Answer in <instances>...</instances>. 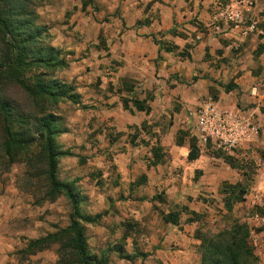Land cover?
<instances>
[{
	"label": "crops",
	"instance_id": "0c3cea01",
	"mask_svg": "<svg viewBox=\"0 0 264 264\" xmlns=\"http://www.w3.org/2000/svg\"><path fill=\"white\" fill-rule=\"evenodd\" d=\"M82 1L78 4L79 11L85 13L90 8L98 19L94 26L102 29L99 40H94L111 46L106 51L95 49L96 53H91L92 73L99 77L96 80L99 85L92 83V79L87 80L84 75L86 83L79 76L77 79L83 83L79 81L75 87L80 95L88 93L83 100L85 96L94 97L90 101V108H87L91 115L100 116L102 122L109 121L116 131L126 129L130 140L143 142L140 145L148 147L143 153L130 148L117 155L123 156V167L127 165L126 161L129 164L136 160L135 163L143 169L135 182L141 180L142 176L145 178L135 185L145 184L143 188L148 193L145 198L150 200L159 193L158 199L150 200L152 203L173 205V197L180 199V193L185 189L193 200L204 203L208 202L205 198L198 197L197 201L196 197L199 193L208 197L206 179L211 173L217 172L216 175L231 183L243 181L244 169L231 168L223 158L219 159L222 165L218 159L203 154L201 149L196 159L187 160L188 139L181 146L174 144V148L173 125L189 121L186 109H196V105L191 103H198V97L193 98L192 86L187 84L196 72L200 76L195 86L201 88L198 92L224 109L242 112L236 107L238 96L239 99L256 102L255 110L259 105H264V0H256L245 11L244 22L231 24L222 32H215L211 22L217 4H226L230 0H92V4L88 2L84 7ZM251 21L256 22L255 30L246 35L245 26ZM259 45L262 50L255 54ZM230 81L236 86L228 92L218 84ZM177 93L191 103L184 102L183 107L175 110L173 99L177 98L174 97ZM123 99L127 108L123 105ZM134 100H138L145 110H137ZM81 103L84 105L87 101ZM77 111L75 117L82 118L84 114ZM65 126L70 128L71 123ZM108 139L112 142L111 137ZM239 147L240 150L234 153L235 157L248 155L245 150L248 144ZM215 164L221 165L224 173L216 170L218 166ZM122 166L118 170L123 169L122 173H125ZM182 174L186 176V184ZM117 190V187L112 188L107 194L100 190L89 192V204L98 206L109 203L110 199H116ZM252 197L253 193L249 192L245 202ZM138 199L134 198L133 201ZM32 201L19 192L0 196V264H57L56 244L23 260L17 253L26 246L27 239L54 231L53 222L58 221L54 220L55 216L64 217L70 209L66 202L58 207L60 200H56L46 204L50 212L43 217L46 205L39 208ZM88 213L93 214L90 210ZM240 220L246 221L250 227L254 225L253 220V224L245 218ZM166 224L173 225L169 222ZM95 227L97 230L92 238L101 249L94 248L92 251L99 253L106 245L103 237L110 231L103 224ZM172 233L173 228L169 226L149 232L154 246L149 244L138 248L150 253L147 264H199V255L194 253L198 240L193 235L186 237L181 233L173 237ZM125 235L130 236V232ZM138 236H144L142 231L138 232ZM251 241L259 264H264L262 228L251 232ZM154 256L159 260L155 261ZM121 260L108 264H127ZM126 262L131 264V261Z\"/></svg>",
	"mask_w": 264,
	"mask_h": 264
},
{
	"label": "rangeland",
	"instance_id": "374dc122",
	"mask_svg": "<svg viewBox=\"0 0 264 264\" xmlns=\"http://www.w3.org/2000/svg\"><path fill=\"white\" fill-rule=\"evenodd\" d=\"M31 1L34 22L46 27L47 34L45 33L46 36L44 37L43 44L58 48L61 52L60 57L65 63L63 66L55 68L52 72L47 69H43V71L46 70V72L50 73L51 77L72 85L80 81V79H77L79 76L86 83L84 75L87 76V80L92 79V83L99 85V82L96 83L99 77L92 73L91 53H96L95 49L106 51L111 45L106 46V43L102 44L94 40L95 38L99 40V34L102 32V29L95 27L96 24L94 22L98 21L97 15L93 14L90 8L85 13L79 11L78 4L81 0ZM88 2L92 4V0ZM91 6L93 7V5ZM94 9H97V6H94ZM106 20L109 19L107 18ZM199 77L198 72H196L193 78L187 82L190 87L192 86V91H194L191 92L193 98L198 97V103H191L188 99H184L181 93H177V96L174 95V97H177L173 99V107L175 110L183 107L184 102L196 105V109L194 110L186 109V117L189 121L173 125L174 148V144L176 145V131L178 129H183L187 132L188 136H182L184 140H187L188 137L196 136L194 115L197 113L200 104L206 100V95L198 92L201 88L195 87L199 82ZM80 82L83 83L82 81ZM7 94L22 111H37V106L33 105L31 99L20 88L9 87ZM84 95H88V93ZM84 95H81L82 99L79 104L62 100L58 105L54 107L47 106L46 108L47 110H54L60 114L64 126L67 123H71L70 128L65 126L69 129L67 134L63 133L56 137L58 144H61L64 146V149H69L74 154L73 156L60 157L58 176L63 180L74 181L78 188H80L82 194L87 196L85 201L81 203L82 210L86 212L90 210L93 214L94 212L105 211L101 222L96 225L101 226L103 224L110 233L103 237L104 242H106L105 248L96 254L102 255L107 251L105 255L108 256V263L121 260L113 250L118 243H124L130 253L136 252L139 246L142 247L151 244L153 247V238L149 234L153 229H161L164 226H169L173 228V237L180 233L186 237L191 235L195 237V232L197 231L212 235L230 226L235 218H245L249 220L250 224H253L252 215L264 211V105H259L258 110H255L254 108L257 106L256 102L239 99L238 96L236 107L257 127L255 139L250 143H245L248 144V147H245L248 155L241 158L235 157L234 153L238 149L240 150V147L234 148L229 154H223L218 150L211 149L210 146L209 148L199 147L203 154L218 159V162L222 165L223 163L219 159L223 158V155L231 156L235 164L241 166V169H244L246 172V176L243 177L242 182L248 186V193H253V199L245 202V197L244 201L235 203L232 211L228 212L224 207V195L221 191L224 178L218 176V174L216 175L217 172L211 173L206 179V186L209 190L207 193L208 197H204L200 193L196 197L197 201L199 199L198 197H202L208 202H196L193 200V196L187 193L185 189L180 193V199L177 200L173 197V205L152 203L147 198L142 199L148 196L147 191L143 188L145 184L136 186L135 183L137 182L135 180L141 176L143 169L135 163L136 160L129 162V164L125 160L127 165L123 167V156L120 155L119 157L117 155L123 153V151L126 152V149L130 148L143 153L145 150H148V147L140 145L144 144L143 142L130 140L128 135H126L128 134L126 129L116 131L111 123L109 124V121L108 123L105 120L102 122L100 116L91 115V111H88L87 108H90V101L94 97L90 96L86 98L85 96L83 100ZM83 101H87L84 104L85 107H82L81 102ZM77 110L81 114H84L82 118H79V116L75 117V114L78 113ZM109 136L112 138V142H109ZM1 142L0 132V144ZM119 166L124 168L125 173H122L123 169L118 170ZM215 166H218L216 170L224 173V168L221 165L215 164ZM36 170V167H29L23 160L6 165V161L1 156L0 150V196L4 195V193L11 195L12 193L19 192L24 196L30 197L33 200L32 203L39 206V208H44L47 203L51 204L56 200H60V206L58 207H61V205H64L63 202H66L70 207V212L71 205L64 195H59L54 201L40 200L45 190L43 187V178L40 177L39 180L36 177H32L31 179L27 178L28 172L34 173ZM178 170L181 171V168L179 167ZM182 176L184 177L183 182L186 184V176L184 174ZM115 187L118 188L115 200L110 199L109 203L106 202L98 206L96 204H89V192L100 190L107 194ZM134 198L139 199L133 201ZM182 206L199 212L201 214L200 217L195 222L188 223L186 219L190 214L182 211ZM43 210V217L50 212L47 205ZM169 211L179 213L178 224L168 225L163 221L162 214ZM69 212L65 213L64 217L55 216L54 220L57 219L58 221L57 223L53 222L54 227L67 225ZM96 225H86V232L88 229L87 240L91 251L94 248L101 249V247H97V242L92 238L95 230H97ZM257 228L255 226L253 227V229ZM139 231H142V235L144 234V236H138ZM129 232L130 236L123 239V234H129ZM132 246H134L133 249H131ZM194 253L196 256L197 254L199 255L197 248ZM148 256L142 259L138 257L130 263L147 264ZM153 258L155 261L159 260L158 257L156 258L154 256ZM191 258L193 260L194 257L192 256ZM121 261L128 264L124 259ZM155 264L158 263L156 262Z\"/></svg>",
	"mask_w": 264,
	"mask_h": 264
},
{
	"label": "trees",
	"instance_id": "16d2710c",
	"mask_svg": "<svg viewBox=\"0 0 264 264\" xmlns=\"http://www.w3.org/2000/svg\"><path fill=\"white\" fill-rule=\"evenodd\" d=\"M88 1L90 0H83L82 6L84 7ZM31 2L0 0L1 156L5 159L6 165L23 160L29 167H36L34 173L28 172L27 178L36 177L38 180L40 177L43 178L45 190L40 200L54 201L59 195H64L71 205V211L68 214L67 225L57 226L54 231L27 239L26 246L17 253L23 260L28 255L56 244L57 264H107L108 256L105 255L107 251L102 255L93 253L86 234V225L99 224L105 211L91 214L82 210L81 203L85 201L86 196L74 181L63 180L58 176L60 157L74 154L69 149H62L56 141L58 135L69 131L62 123V116L54 110H47L46 107H54L62 100L79 104L81 95L75 85L53 78L46 70L43 71L47 69L52 72L65 63L58 48L43 44L47 34L46 27L34 22ZM261 50L262 46L259 45L255 54ZM218 84L226 92L236 86L231 81ZM9 87L20 88L31 99L33 105L37 106V111H22L8 96ZM123 103L127 108L125 99ZM133 104L137 110H145L138 100H134ZM176 135L177 145H183L182 136H188L187 132L178 129ZM199 154L196 137H188L187 160L196 159ZM223 159L231 168L241 169L231 156L223 155ZM243 174L246 176V172ZM144 178L145 176H142L137 184L139 185ZM221 191L224 195V207L231 212L235 203L244 201L248 186L242 181L235 183L223 181ZM159 197L160 194L157 193L150 200L154 201ZM182 208V211L190 214L186 219L188 223L195 222L201 215L186 206ZM162 219L176 225L179 222V213L176 211L163 213ZM251 232L249 224L238 218L233 219L230 226L212 235L195 232L199 264H259L251 241ZM122 238L126 239V235L123 234ZM113 250L120 259L127 261H134L138 257L142 259L149 255L138 250L134 253L127 252L124 243H118Z\"/></svg>",
	"mask_w": 264,
	"mask_h": 264
},
{
	"label": "built area",
	"instance_id": "2783aa9c",
	"mask_svg": "<svg viewBox=\"0 0 264 264\" xmlns=\"http://www.w3.org/2000/svg\"><path fill=\"white\" fill-rule=\"evenodd\" d=\"M256 0H230L226 4H217L211 27L222 32L231 24H241L245 11ZM256 22L246 24L244 34L255 30ZM256 125L239 111H231L219 106L213 99L207 98L199 107L195 118L196 142L198 147L218 150L229 154L234 148L252 142L256 137ZM254 225L264 231V211L252 215Z\"/></svg>",
	"mask_w": 264,
	"mask_h": 264
}]
</instances>
